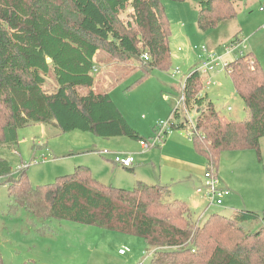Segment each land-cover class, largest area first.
<instances>
[{
    "label": "trees",
    "instance_id": "1",
    "mask_svg": "<svg viewBox=\"0 0 264 264\" xmlns=\"http://www.w3.org/2000/svg\"><path fill=\"white\" fill-rule=\"evenodd\" d=\"M165 1L0 0V147L17 146L18 130L38 123L63 132L79 129L104 138L144 140L109 92L98 88L99 69L94 68L103 51L122 63L140 59V79L155 68L168 70L171 30ZM239 1L199 0L198 28L230 22ZM226 70L245 103L242 121L227 119L201 95L204 79L198 69L183 88L184 110L200 111L193 147L216 175L222 152L256 150L260 155L264 142V67L249 52ZM50 79L53 89H47ZM184 110L171 113L172 130L187 129ZM13 172L11 162L0 156L10 209H25L42 233L48 220H68L142 238L154 251L152 264H264V224L246 229V224L264 222L259 212L239 210L234 217L214 212L199 224L184 200L171 197L167 185L138 181L127 189L104 184L83 164L44 185L33 184L26 169L19 178Z\"/></svg>",
    "mask_w": 264,
    "mask_h": 264
},
{
    "label": "rangeland",
    "instance_id": "2",
    "mask_svg": "<svg viewBox=\"0 0 264 264\" xmlns=\"http://www.w3.org/2000/svg\"><path fill=\"white\" fill-rule=\"evenodd\" d=\"M198 1L164 2L171 30L172 63L168 70L155 68L140 79V59L122 63L103 51L97 56L98 88L109 92L144 139H153L159 131L158 124L168 122L177 107L184 110V81L209 54L218 60L203 80L201 95L211 99L227 119L246 118L244 100L226 70L237 55L227 53L226 47L236 38L243 39L246 46L242 49L253 52L264 67V11L259 9L264 0L239 1L233 20L206 31L197 26ZM207 80L213 83L208 86ZM49 84L47 89L55 87L54 80L50 79ZM199 112L185 111L187 129H173L163 143L149 149L141 145V140L128 136L104 138L91 131L63 132L54 125L38 123L19 129L17 146H1L0 156L11 162L14 178L26 169L35 185L50 183L81 164L91 167L93 176L104 184L127 189L138 181L167 185L172 198L186 202L196 223H203L214 212L234 217L235 211L247 209L264 215V142L260 155L256 150L222 152L217 171L219 186L230 192L223 205H209L203 193L197 192L206 171H215L193 147L191 134ZM128 156L134 158L130 166L133 171L114 161ZM7 185L6 177H0V256L4 264H137L148 256L149 249L142 238L95 225L52 219L42 233L28 220L25 209H10ZM261 224L262 220L249 223L246 229L251 231ZM120 248L129 251L120 256ZM144 264H152V255Z\"/></svg>",
    "mask_w": 264,
    "mask_h": 264
},
{
    "label": "built area",
    "instance_id": "3",
    "mask_svg": "<svg viewBox=\"0 0 264 264\" xmlns=\"http://www.w3.org/2000/svg\"><path fill=\"white\" fill-rule=\"evenodd\" d=\"M259 9L261 11H264V1L261 2V5L259 7ZM245 41L243 39H234L231 41V43L226 47L227 49V53H236L237 56L239 55H243L245 54V50H243L242 48H245ZM204 51H206V49H204ZM143 58L145 60H148V55L147 53H144ZM218 58H216L213 54H209L207 56V58L202 62V65L198 68L199 72L201 75H207L209 74V72L212 69V66L217 62ZM94 71H98V68L95 67ZM211 81L208 80L207 84H210ZM184 88V86H183ZM184 101V97L182 94V98H181V103L183 104ZM158 129L159 131L157 132V135L150 140H141V145L145 148V149H149L151 147H155L156 145L162 143L165 139V137L169 134H171L172 129L170 126L169 121L168 122H164V123H159L158 124ZM195 134V126L193 128L192 134ZM104 153H110V151L104 150ZM103 152H100L101 154ZM114 161L116 163H120L125 167H130L132 166L133 162H134V158L132 156H128L126 158H120V157H116L114 159ZM197 192L199 193H203L204 197L207 198V200L209 201V205H223L224 202V198L229 195V190L225 189V188H221L219 186V179L218 176L216 175L214 168H209L206 173H205V180L204 182L201 184V186H199L197 188ZM129 251V248H120L118 250L120 255H126ZM148 256H151L153 254V250H149L148 251ZM146 254V253H145ZM147 254L146 256L141 259V261H139L137 264H144L146 258L148 257Z\"/></svg>",
    "mask_w": 264,
    "mask_h": 264
},
{
    "label": "crops",
    "instance_id": "4",
    "mask_svg": "<svg viewBox=\"0 0 264 264\" xmlns=\"http://www.w3.org/2000/svg\"><path fill=\"white\" fill-rule=\"evenodd\" d=\"M196 10H197V9H196ZM260 11H261V10H260ZM234 37H236V36H234ZM252 53H253V52H252ZM254 56H255V55H254ZM96 62H97V57H96ZM202 77H203L204 80H206V78H208L209 75L202 76ZM210 78H211V77H210ZM207 81H208V80H207ZM207 81H206V82H207ZM210 81H211V80H210ZM212 83H213V82H211L210 84H207V85L209 86V85H211ZM218 85L221 86V84H218ZM209 100H211V99H209ZM211 101H212V100H211ZM212 102H213V101H212ZM214 105H215V103H214ZM229 108H230V110H232V107L229 106ZM217 176H218V175H217ZM218 179H219V178H218ZM204 180H205V179H204ZM202 183H203V182H202ZM229 194H230V193H229ZM227 196H228V195H227ZM197 223L200 224L201 222H200V221H197ZM118 253H119V252H118ZM119 255H120V254H119ZM120 256H124V255H120Z\"/></svg>",
    "mask_w": 264,
    "mask_h": 264
}]
</instances>
